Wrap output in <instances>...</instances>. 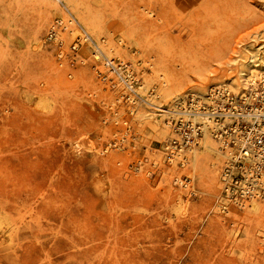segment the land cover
Returning a JSON list of instances; mask_svg holds the SVG:
<instances>
[{
    "label": "rangeland",
    "instance_id": "374dc122",
    "mask_svg": "<svg viewBox=\"0 0 264 264\" xmlns=\"http://www.w3.org/2000/svg\"><path fill=\"white\" fill-rule=\"evenodd\" d=\"M263 45L264 0H0V264H264L211 133L162 151L175 102L227 85L264 183Z\"/></svg>",
    "mask_w": 264,
    "mask_h": 264
},
{
    "label": "built area",
    "instance_id": "2783aa9c",
    "mask_svg": "<svg viewBox=\"0 0 264 264\" xmlns=\"http://www.w3.org/2000/svg\"><path fill=\"white\" fill-rule=\"evenodd\" d=\"M63 23L56 19L46 37L60 48L63 40L59 29ZM245 100V96L233 92L227 85L212 86L205 93L186 94L175 102L174 116L167 121L171 136L162 145L167 164L186 167L190 155L200 147L204 134L210 132L221 150L227 153L221 172L223 191L241 208L251 201H264V183L258 180L252 168L259 163L253 151L256 144L241 134L251 115L243 108ZM180 180L186 186L190 183L187 175Z\"/></svg>",
    "mask_w": 264,
    "mask_h": 264
},
{
    "label": "bare ground",
    "instance_id": "6f19581e",
    "mask_svg": "<svg viewBox=\"0 0 264 264\" xmlns=\"http://www.w3.org/2000/svg\"><path fill=\"white\" fill-rule=\"evenodd\" d=\"M196 2H198V1H196ZM43 9V8H42ZM264 46V45H263ZM262 48V47H261ZM249 56V55H248ZM248 58V57H247ZM252 58V57H251ZM254 60V59H253ZM262 62V61H261ZM263 63V62H262ZM256 70V69H255ZM241 73V72H240ZM251 75V74H250ZM255 75V74H254ZM253 75V76H254ZM249 76V75H248ZM243 78H244V76H243ZM248 81V80H247ZM252 81H253V79H252ZM162 93V92H161ZM256 93V92H255ZM205 145V144H204ZM205 148L208 150H212V149H214L212 146H210V145H205ZM200 152V151H199ZM203 152V151H202ZM196 153V152H195ZM194 153V154H195ZM203 154V153H202ZM195 158V157H194ZM211 165V164H210ZM211 168V167H210ZM214 168V167H213ZM214 170V169H213ZM215 172V171H214ZM217 175V174H216ZM217 181V180H216ZM257 202L256 201H253L252 203H251V208L252 209H254V210H257ZM250 209V208H249ZM254 212V211H253ZM258 212H259V210H258ZM7 213V212H6ZM6 218H7V216H6ZM6 220V219H5ZM2 222V221H1Z\"/></svg>",
    "mask_w": 264,
    "mask_h": 264
}]
</instances>
